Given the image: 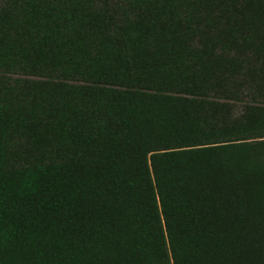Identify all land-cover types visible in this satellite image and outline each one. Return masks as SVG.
<instances>
[{"label":"trees","instance_id":"trees-1","mask_svg":"<svg viewBox=\"0 0 264 264\" xmlns=\"http://www.w3.org/2000/svg\"><path fill=\"white\" fill-rule=\"evenodd\" d=\"M0 264H264V0H0Z\"/></svg>","mask_w":264,"mask_h":264}]
</instances>
